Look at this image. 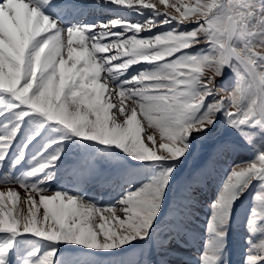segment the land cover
<instances>
[{
	"label": "snow or ice",
	"instance_id": "obj_1",
	"mask_svg": "<svg viewBox=\"0 0 264 264\" xmlns=\"http://www.w3.org/2000/svg\"><path fill=\"white\" fill-rule=\"evenodd\" d=\"M96 3L143 19L87 23L80 0H0V264H152L162 230L174 239L191 216L181 168L221 117L236 140L218 148L239 141L251 157L208 204L197 264H229L237 221L243 264H264V0ZM226 73L232 89L217 83ZM81 153L119 178L116 198L58 184Z\"/></svg>",
	"mask_w": 264,
	"mask_h": 264
},
{
	"label": "rangeland",
	"instance_id": "obj_2",
	"mask_svg": "<svg viewBox=\"0 0 264 264\" xmlns=\"http://www.w3.org/2000/svg\"><path fill=\"white\" fill-rule=\"evenodd\" d=\"M89 6H91V4H89ZM160 7L161 9H163L162 5ZM118 15L125 16L127 19L133 20V21L140 19V17L137 19H134L135 16H138L135 13H129L128 14L129 17H127V13H124V12ZM209 75H211V73H209ZM217 83L224 84L228 89H232L233 83H234L233 75L231 73H226V75L223 78H217ZM230 134L232 133L230 132V130L225 128L223 124V118L221 117L220 121L218 122L217 130L215 131L214 136L200 143L197 147L196 152L193 155H191L187 159L186 163L182 166L181 171H182L183 177L191 181H194V178L196 177L195 172L197 170L199 169L203 170L205 167L206 172H205V175L201 177L202 179L201 181L195 182L197 183L196 185H194V183L191 185V188H190V197L192 201L191 216L185 220L184 229L179 236H183L184 233H186L189 229H191L197 221H200L202 223L205 220L201 218L200 215L202 212H208V204L214 198L216 190L218 186L221 184V181L225 178V175L228 172V169L230 168V166L233 163H238L239 161L250 159V157H246V159H240L239 157L232 156L230 154V151L224 152L218 148V144H221V143H219L220 141L216 140V138L219 136L224 137ZM214 140H216L215 144L211 148L207 149L210 142H213ZM229 140H232V138ZM206 142H207V145H206ZM236 143L238 145H242L237 141ZM249 152L250 150L247 147L246 154H248ZM200 174H202V171L200 172ZM199 182H202V185H198ZM19 191L23 193L22 189H19ZM250 202H251V192L246 194L244 198V203L241 205L242 213L246 207H249ZM203 204L206 205L207 207L206 210L203 209ZM171 217H172V213L169 212L167 219L171 220ZM203 226H206V225L203 224ZM167 232H168V229L162 230L161 235L158 236L156 240V244L151 251V255L150 256L145 255L143 259H150L152 261L153 255L156 257L157 256L156 254H158L160 263L161 261H166L167 264H171V263L173 264H187V263L197 264V256L200 250H202V248L199 250H193L191 247H187V246L184 247L181 243L178 245L179 237L176 236L174 239L169 240L166 235ZM233 235L237 242V255H236V259L234 263L243 264L244 250L247 247V245L244 243V237L246 236V232L244 230L243 225L240 222L238 224V228L236 229V232L235 231L233 232ZM164 239L169 244L167 245L163 243L164 245H166V247H162L163 249L161 250L160 246H161V243L164 241ZM257 242H258V239H257ZM174 252L176 253L173 255V259L174 257H176L175 258L176 261H172L171 259V256ZM229 255L230 253L228 252L227 254L228 261H229ZM156 262L157 260L154 259V263L152 264H155Z\"/></svg>",
	"mask_w": 264,
	"mask_h": 264
},
{
	"label": "bare ground",
	"instance_id": "obj_3",
	"mask_svg": "<svg viewBox=\"0 0 264 264\" xmlns=\"http://www.w3.org/2000/svg\"><path fill=\"white\" fill-rule=\"evenodd\" d=\"M235 151H236V153H243V152H245V153H247V147L246 146H244V145H239V146H237V147H235ZM13 186H15V185H13ZM6 187V186H5ZM4 187L2 186V185H0V189H3ZM17 190H19V189H17ZM23 193H21V195H22ZM182 246V245H181ZM176 257H174V259H175ZM188 264V263H187Z\"/></svg>",
	"mask_w": 264,
	"mask_h": 264
}]
</instances>
